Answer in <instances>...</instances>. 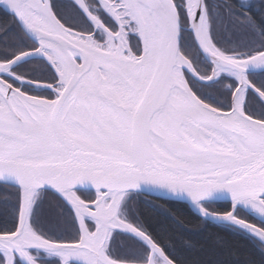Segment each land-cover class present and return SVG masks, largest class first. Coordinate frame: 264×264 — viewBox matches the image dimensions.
I'll return each instance as SVG.
<instances>
[{
  "label": "snow or ice",
  "instance_id": "6c2138e0",
  "mask_svg": "<svg viewBox=\"0 0 264 264\" xmlns=\"http://www.w3.org/2000/svg\"><path fill=\"white\" fill-rule=\"evenodd\" d=\"M260 3L0 0V264H231L167 204L264 256Z\"/></svg>",
  "mask_w": 264,
  "mask_h": 264
},
{
  "label": "trees",
  "instance_id": "16d2710c",
  "mask_svg": "<svg viewBox=\"0 0 264 264\" xmlns=\"http://www.w3.org/2000/svg\"><path fill=\"white\" fill-rule=\"evenodd\" d=\"M233 3H237V0H232ZM248 3L252 5L251 11L254 15L259 16L261 10L260 0H248ZM11 18L7 15L6 10L0 6V23L10 22ZM6 193L0 189V198L4 197ZM147 199H155L153 197H145ZM163 204V201H156ZM140 209L142 213L153 223H157L164 219V217L151 205L141 203ZM165 207L171 209L181 219L185 221L188 228H191V232H178L171 243L177 250V255L182 257L191 258L193 256H201L199 252L200 246L208 247L215 238L219 235L227 241L231 255L228 259L231 264H264V256H262L259 248V240L250 238L241 234H235L227 229H222L217 225L199 222L191 215L187 210L174 204H167ZM191 239L196 245L195 249H187L184 247L183 241Z\"/></svg>",
  "mask_w": 264,
  "mask_h": 264
},
{
  "label": "water",
  "instance_id": "95a60500",
  "mask_svg": "<svg viewBox=\"0 0 264 264\" xmlns=\"http://www.w3.org/2000/svg\"><path fill=\"white\" fill-rule=\"evenodd\" d=\"M0 6H1V7H3V5H2V4H0ZM3 8H4V7H3ZM4 9H5V8H4ZM153 198H154V197H153Z\"/></svg>",
  "mask_w": 264,
  "mask_h": 264
}]
</instances>
